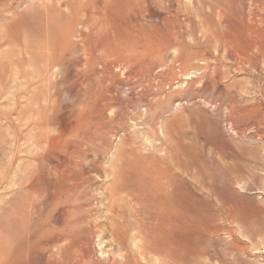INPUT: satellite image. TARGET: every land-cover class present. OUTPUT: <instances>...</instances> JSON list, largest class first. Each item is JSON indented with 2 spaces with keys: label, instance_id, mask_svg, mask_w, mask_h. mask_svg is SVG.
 Here are the masks:
<instances>
[{
  "label": "rangeland",
  "instance_id": "374dc122",
  "mask_svg": "<svg viewBox=\"0 0 264 264\" xmlns=\"http://www.w3.org/2000/svg\"><path fill=\"white\" fill-rule=\"evenodd\" d=\"M49 1L0 0V182L19 169L24 174L21 186L33 171L44 177L40 194L22 190L15 195L17 200L12 195L13 205L32 201L33 215H41L39 223L51 210L42 211L43 200H52L51 208L69 205L74 210L69 217L73 228L83 229L85 218H97L95 222L105 230L104 249L114 240L125 247L134 235L141 251L135 258L124 249V264H264V0H140L151 3L158 15L155 40L158 51L163 50L156 71L163 72L164 78L156 76L155 89L165 79L171 84L164 87L165 94L170 95L181 83L168 80V71L159 70L161 63L183 80L180 63L190 70L204 65L205 60L204 80L193 77L190 84L184 83L182 101L167 111H163L164 104L157 103L148 118V123L162 118L171 137L169 156L159 159L162 171L150 167L157 160L154 156L126 151L119 166L107 177L102 175L105 164L97 156L112 135H134V130L145 127L144 117L138 119L143 109L138 101L122 111L126 119L111 117L108 112L110 117L97 124L102 147L90 143L87 156V163L94 160V166L56 174L57 183L52 180L56 172L44 162L37 163L31 145V130L42 137L47 128L35 124L49 114L40 91L48 82L35 80L30 64L35 59V68H42L37 56L43 57L38 54L48 19L45 9L55 2ZM201 32L207 33V40ZM165 40L170 44H164ZM254 42L261 53L256 56L252 48L244 55L248 43ZM227 50H235L237 55L229 56ZM175 57L178 61L172 62ZM140 75L132 73L130 81ZM68 83V91L66 85L58 84V106L79 110L74 78L64 84ZM143 85L146 83L136 90L142 87L143 92ZM131 91L129 85L123 87V97L128 99ZM197 101L207 106L198 108ZM179 103L178 110L174 109ZM93 153L97 155L93 157ZM26 165H30L27 171ZM48 180L58 187L49 189ZM238 183L250 185V189H242ZM2 237L0 234V248ZM36 261L33 258L31 264Z\"/></svg>",
  "mask_w": 264,
  "mask_h": 264
},
{
  "label": "bare ground",
  "instance_id": "6f19581e",
  "mask_svg": "<svg viewBox=\"0 0 264 264\" xmlns=\"http://www.w3.org/2000/svg\"><path fill=\"white\" fill-rule=\"evenodd\" d=\"M198 4L199 2L196 5L198 6ZM30 7L33 6L30 5ZM46 8L48 19L45 26V38H43L42 48L38 54L43 57L39 59L37 56L42 68L39 71L35 68V66L38 67L35 59H33V63H30L32 64V70L30 69L32 77L34 79L38 77L36 78L38 81L41 79L48 82L46 84L43 82L45 85L40 87V91L43 93L44 108L49 110V114H45L44 119L42 117L35 124L46 127V133L41 137L36 134L34 129L31 130V145L36 152L37 163L44 162L56 172L53 173L52 180L56 174L61 172L80 171L85 167L94 166V160L87 163V159H89L87 156L91 151L90 143L96 147H102L97 124L110 117L108 112L111 117L117 116L120 120L126 119L122 111L131 108V105L139 101L141 103L139 108L143 107V109L138 113V119L144 117L142 123L145 127L141 130L138 128L136 131L134 130V135L120 133L119 136L117 133L112 135L100 155L97 156L101 159V164H105L102 169L103 174H101L106 177L108 174L110 175V171L119 166L118 161L126 151H137L144 156H154L158 161L156 160L150 167L158 173L162 171L163 167L159 163V159L169 156L171 137L168 128L160 121L162 118L158 117L159 121L155 120L152 123H148V118L157 103L164 104L166 110L163 111H167L168 108L172 107L173 109L175 102L182 101L184 90L181 88L190 84L193 77L195 79L205 77L204 69L208 67L207 62L203 60L204 65L190 70H185L180 63V76L183 80L178 79L171 68L161 63L159 70L168 71L166 72L168 80L176 79L177 83L181 82L176 87L177 90L166 95L164 87L166 85L170 87L169 82L165 79L159 81V86L156 89L154 85L156 76L164 78L163 72L158 74L156 71L157 57L163 47H160V51H158L155 40L157 28L154 24L158 15L151 3L140 0H55L54 3L50 2L49 7ZM163 19L165 18L163 17ZM160 24L163 30H166L164 22ZM159 31L161 30L159 29ZM5 32L7 33V31ZM201 33L207 40V33ZM210 37L212 36L210 35ZM165 41L164 44H170L169 40ZM226 43L228 44V42ZM252 48H255L256 56L261 53V47H258L256 42L248 43L242 53L246 55L247 51ZM226 54L237 55L235 50H227ZM175 61H178L176 57L172 59V62ZM137 72L141 74L139 79L130 81L133 80L130 77L131 74ZM70 78H74V96L80 98V109L75 111L58 106L57 101L61 95V88L59 89L58 84L66 85L65 89L68 91L71 87L69 83H64H67ZM143 82L146 83L143 85L146 86L145 90L142 92L141 87L137 91L136 89H139L137 87H140ZM203 83L206 82L203 81ZM126 85L132 89L128 99L123 97L124 93L122 94V89ZM66 90L63 93H67ZM195 103L198 108L207 106L206 102L197 101ZM180 106L179 103L174 109ZM37 132L39 133V130ZM155 140L158 141V144H154ZM261 145L264 149V145ZM96 155L93 153L92 156ZM26 166L27 171L30 169V165ZM19 170H15L13 174L4 177L0 182V234L3 236L0 264H31L33 258H36L37 264H124V249L137 258L141 248L137 238L132 234L125 247L118 240L111 242L109 249L102 247L104 243L102 234L105 230L102 229L103 227L101 228L102 224L95 222L96 214L93 215L96 219L85 218L86 226L80 229L73 228L71 219V222L69 221V217L74 211L69 205L57 204L51 208L52 200L48 202L43 200L42 205L40 204L42 211L51 210L48 211L49 216L42 223H39L41 215H33L32 201L14 206L15 201L13 203L11 201L12 195L13 197L18 196L22 190V193L29 191L33 195L40 190L44 181V177L39 172L33 171L28 176L27 184L21 186L19 181L24 174L22 175V171ZM161 176L157 178L160 179ZM54 180L56 182V179ZM55 184L53 185L50 180L46 181L49 189L56 187ZM238 185L242 189H250V185L244 183H238ZM50 194L52 195V192ZM17 196L13 199L17 200ZM21 198L23 197L21 196ZM18 200L20 201V199ZM95 245L100 247L99 254H97Z\"/></svg>",
  "mask_w": 264,
  "mask_h": 264
}]
</instances>
